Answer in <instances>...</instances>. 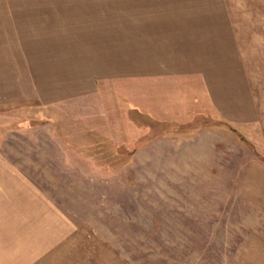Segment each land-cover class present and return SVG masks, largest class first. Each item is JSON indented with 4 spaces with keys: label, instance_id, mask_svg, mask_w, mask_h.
Listing matches in <instances>:
<instances>
[{
    "label": "rangeland",
    "instance_id": "obj_1",
    "mask_svg": "<svg viewBox=\"0 0 264 264\" xmlns=\"http://www.w3.org/2000/svg\"><path fill=\"white\" fill-rule=\"evenodd\" d=\"M137 1L0 0V264H264L263 129L184 122L195 91L142 80L3 107L36 89L44 22ZM142 1L210 11L223 72L264 96V0Z\"/></svg>",
    "mask_w": 264,
    "mask_h": 264
},
{
    "label": "crops",
    "instance_id": "obj_2",
    "mask_svg": "<svg viewBox=\"0 0 264 264\" xmlns=\"http://www.w3.org/2000/svg\"><path fill=\"white\" fill-rule=\"evenodd\" d=\"M181 2L150 7L141 0L117 6L116 11L95 7L79 16L44 22V27H52L43 35L52 46L41 56L42 62L37 61L44 69L36 81L28 60L19 70L24 82L30 78L36 89L3 107L82 98L106 82L142 80L166 85L164 89L175 83L179 94L188 86L195 91L198 108L184 122H228L236 129L264 131V96L255 95L241 68L239 73L231 68L223 72L220 64L221 35L228 32L219 26L205 28L210 11ZM206 29L209 36L204 34ZM119 45L131 55L120 57L115 47ZM126 66L132 71H126Z\"/></svg>",
    "mask_w": 264,
    "mask_h": 264
},
{
    "label": "trees",
    "instance_id": "obj_3",
    "mask_svg": "<svg viewBox=\"0 0 264 264\" xmlns=\"http://www.w3.org/2000/svg\"><path fill=\"white\" fill-rule=\"evenodd\" d=\"M223 123H225L226 125H228L230 127V130L236 131V128H232V127H234L232 124H230L228 122H223Z\"/></svg>",
    "mask_w": 264,
    "mask_h": 264
}]
</instances>
